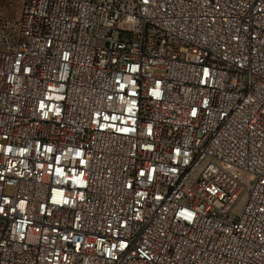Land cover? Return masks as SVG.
I'll list each match as a JSON object with an SVG mask.
<instances>
[{
  "label": "built area",
  "instance_id": "obj_1",
  "mask_svg": "<svg viewBox=\"0 0 264 264\" xmlns=\"http://www.w3.org/2000/svg\"><path fill=\"white\" fill-rule=\"evenodd\" d=\"M0 264H264V0L0 19Z\"/></svg>",
  "mask_w": 264,
  "mask_h": 264
},
{
  "label": "rangeland",
  "instance_id": "obj_2",
  "mask_svg": "<svg viewBox=\"0 0 264 264\" xmlns=\"http://www.w3.org/2000/svg\"><path fill=\"white\" fill-rule=\"evenodd\" d=\"M24 0H0V19H7L10 21H17L21 15V9ZM232 173L236 175V171L232 170ZM240 181L247 186L248 191L251 189L253 178L247 174H241L239 176ZM247 194L243 196L242 201L239 203L238 208L242 206ZM237 208V209H238ZM239 210L236 211L238 213Z\"/></svg>",
  "mask_w": 264,
  "mask_h": 264
}]
</instances>
